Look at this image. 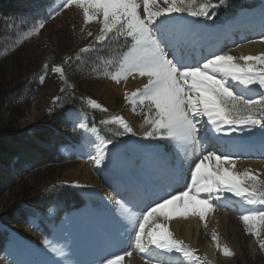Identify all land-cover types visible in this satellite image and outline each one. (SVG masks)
<instances>
[{
  "label": "snow or ice",
  "instance_id": "1",
  "mask_svg": "<svg viewBox=\"0 0 264 264\" xmlns=\"http://www.w3.org/2000/svg\"><path fill=\"white\" fill-rule=\"evenodd\" d=\"M223 4L225 0H63L48 15V19H55L64 10L75 7L81 11L85 25L95 22L101 26L95 34L96 44L103 45L123 37L129 46L109 78L116 83L126 82L129 77L147 78L142 87L125 92V100L133 111L139 107L144 116L147 127L143 137L169 141L178 150L177 154L184 153L177 165V175L190 156L197 157L189 164L191 183L184 190L174 192L169 190L171 185L162 186L156 193L158 198L142 207L131 200L114 202L118 219L131 233L133 243L128 250L113 254L102 264H123L125 257H132L133 252L141 254L144 264H171V257L177 254L194 264H205L197 250L175 237L170 221L195 216L205 221L207 227L208 214L217 208L215 201L232 198H238L243 205L264 206V178L251 168L237 169L241 156L236 152L243 148V144L236 140H218L220 148L208 150L205 147L207 137L201 135L200 126L201 120L206 118L215 133L229 137L243 130L251 132L257 127L264 131V53L233 55L231 51L213 52L194 63L183 54L192 37V29L183 16L214 19L210 10ZM46 23L47 20L41 19L17 43L39 34ZM87 35L92 37L94 33L89 31ZM92 49L90 43L80 51L86 53ZM48 67L47 63L43 65L44 73L39 77L41 83ZM52 71L59 73L67 83L62 66H55ZM253 86L259 90L258 95H253ZM55 99L59 101L60 98ZM87 104L91 109L108 112L90 97ZM69 119L74 130L79 128L91 134L84 138L95 152V155L89 154V158L97 167L103 166L109 159L110 146L115 148L116 142L99 135L100 130L95 124L89 127L79 114L76 119L72 116ZM100 123L122 129L115 132L117 137L137 134L120 115H111ZM75 187L84 186L77 183ZM240 219L246 231L255 235L260 240V248L264 249V207L244 208ZM33 226L38 227L35 223ZM212 239L219 249L221 246L215 232ZM51 251L56 256L64 255L57 246H51ZM222 253L224 256L234 255L226 246Z\"/></svg>",
  "mask_w": 264,
  "mask_h": 264
},
{
  "label": "rangeland",
  "instance_id": "2",
  "mask_svg": "<svg viewBox=\"0 0 264 264\" xmlns=\"http://www.w3.org/2000/svg\"><path fill=\"white\" fill-rule=\"evenodd\" d=\"M62 2L63 0H0V6L3 7V9L0 7V89L12 92V106L1 111L0 121L11 122L13 129L18 131L28 130L32 132L37 127H53L56 131L53 140L69 141V143L61 144L58 147L60 154L58 157H63V159L57 158L59 160L56 163L23 171L15 180V184L0 195V221L4 225H8L5 226L6 228L1 226V229L6 231V239L5 248L0 252V264H40L39 257L31 259L34 251L28 245H22L25 239L51 242L50 247H60L64 253H67V259H72L67 264H76L74 259L76 257L78 259L82 257L84 264L100 263L105 256L99 250V246L92 247L94 254L85 253L86 250L82 251V249V252L76 253L68 250L71 247L68 246L67 248L66 244L64 246V241L60 243L61 239L64 238L68 242L74 241L72 240L73 233L68 229L69 226L71 223L80 226L90 216L86 210L90 206L89 201L82 196L85 204L75 205L73 201H69V191L79 192L75 185L78 183L85 165H91L95 171L93 176L96 180L95 178L100 176L101 170L107 174L117 172L119 168L117 163L122 159L128 162V155H130L129 159L135 155L134 157L140 160L142 159L140 155H143L145 156H142L143 159H147V162L149 159L153 161L150 152L153 147L160 142L164 145L170 144L169 141L143 137V132L147 126L144 125L141 109L138 107L134 112L132 106L125 100V91L118 87V84L130 82V79L126 82L116 83L109 78V74L117 70L123 54L127 51L128 43L121 37L119 40H111L103 45L96 44L95 34H98L101 26L95 22L85 25L81 11L75 7L64 10L55 19H48L49 13L56 10ZM214 2H218V0H214ZM247 10L252 13L251 19L256 20V15L259 12L264 13V0H225V4L210 10V15L214 13V19L190 17L185 14L183 20L193 28L192 31H195L193 37H195L196 46L202 40L208 41L214 38L216 41L219 37L217 34L224 33L227 38L229 37V41H233L232 45L227 41L230 46L225 51H231L234 50V47L237 48L232 21H236L235 18ZM41 19L47 20V23L40 33L30 36L22 43H17ZM89 31L94 33L92 37L87 35ZM254 38L252 41L264 46V42H261L263 36L260 37L259 35ZM90 43L93 44L91 51L86 53L80 51ZM186 51L189 53V62L194 63L193 57L197 52L196 48ZM66 58L70 59L64 63ZM45 63L49 67L44 82L41 83L39 77L44 73L43 65ZM55 66L64 68L67 83L59 73L52 71ZM131 79L133 78L131 77ZM142 79V77L137 76L133 80L141 81ZM62 88L64 91H61ZM127 91L132 92V89ZM56 97L60 98L59 101L55 99ZM89 97L107 108L108 112L104 113L100 110L91 109L87 104ZM143 111L146 113L147 109L145 108ZM77 114L83 116V122L89 127L95 124L96 128L100 130L99 135L111 138L116 142L115 148L110 146L109 159L105 161L103 166L97 167L94 161L89 158V154L95 155V152L90 144L84 142V138L90 137L91 134L85 133L79 128L74 130V124L69 116L76 119ZM111 115L123 116L132 127L135 124L140 125L136 131L137 134L117 137L115 132L117 130L122 131V129H118L116 125H101L100 123L101 120L107 119ZM135 116L137 120L134 119ZM244 131L249 133L248 130H243L237 132L233 138L237 140L240 136L242 137ZM251 131H253L251 135L244 139H256L255 141L264 139V131L258 127ZM133 149L137 151V154H135L136 152L131 154ZM259 160L264 161V158H259ZM171 164L173 165L172 162ZM162 171L164 174L166 172V175L172 176V183L174 185L177 183V187L184 184L177 172H174L173 175L170 173L172 172L170 166L168 168L163 167ZM145 184L141 183L139 188L146 187ZM112 188H107L109 191L106 192L108 199L120 195L119 192L116 194V190ZM137 194H139L138 190ZM26 199L33 201V203H27ZM18 203L30 210L26 215L27 220L25 222L20 221L22 216L13 209L14 205ZM226 203L228 204L229 201ZM92 205L101 215L108 212V207L103 205L99 199L93 200ZM230 206L233 205L222 206L217 204L219 210L232 216L234 228L230 229L227 226V220L224 222L215 221V223L206 222L207 227H205V223L202 224L206 234H204L205 241H211L213 244L212 234L213 232L217 233V231L225 239L227 244L217 249L218 253L211 250L209 258H204L202 248L191 243L187 244L184 237L181 239L191 248L197 250V254L201 256L205 264H217L218 262L223 264H264V249L259 246L260 240L255 235L249 234L244 223L239 220L242 211L240 212V209H233ZM245 207L259 208L264 206L246 205ZM34 223L38 227H34ZM125 230L122 223L117 228L119 231L117 243L120 247L124 246V242L130 238ZM115 245L113 244V247ZM225 246L234 255L224 256L222 249ZM22 247L26 250L21 249ZM109 247L111 248V246H106L107 249ZM213 247L211 246V248ZM135 253L138 254V252ZM84 255L90 258L89 262L84 261ZM138 256L141 257L139 254ZM60 257L54 254L53 259ZM99 258L100 260H97ZM171 264H194V262L186 261L177 254L171 258Z\"/></svg>",
  "mask_w": 264,
  "mask_h": 264
},
{
  "label": "bare ground",
  "instance_id": "3",
  "mask_svg": "<svg viewBox=\"0 0 264 264\" xmlns=\"http://www.w3.org/2000/svg\"><path fill=\"white\" fill-rule=\"evenodd\" d=\"M251 15H252L251 11L248 12L247 10V11L240 13L238 17L235 18L236 21L235 20L232 21L233 29L232 28L231 29L232 30L236 29L237 31H239V33L236 35V38H235V43H236L237 48L234 47V50H231V53L233 55H258L260 53H263L264 51L263 44L252 41L253 39H255L254 37L256 36L260 35V37L261 36L264 37V13L259 12L256 15V20L251 19ZM245 23H248L247 25L248 27H244ZM194 32L195 31H192V37L190 41L187 43V45L185 46V48L183 49V54L186 55L189 59L190 58L189 53H187L186 50L196 48L197 52L195 53L193 57L195 60L194 62L203 59L204 55L206 54L205 53L206 51H207V54H209L208 52L212 51V49L210 48H216L215 52L216 51L223 52L225 51L227 47L230 46V44H227V40L225 39L223 40V43L221 44V41L218 42V39L215 41L213 38V39H210L204 42L205 44L206 42L207 44H211L210 46H204V49H200L199 47H197L199 45L197 46L195 45L196 41H194L195 37H193V35L195 34ZM250 35H252L253 37H249ZM200 43L201 42H199V44ZM169 56L171 57V52H169ZM207 56L208 55H206V57ZM129 79H130V82L127 81V83L118 84V87L124 90L125 92L128 89H132V91H135V89L142 87L147 82L146 77L143 78L141 81L133 80L131 79V77ZM235 87L237 86L235 85ZM253 89H254L253 95H256L258 93V89H255V87H253ZM134 119L137 120L136 116L134 117ZM139 126L140 125L135 124L133 129L137 131ZM200 126H201V133L204 130H206L205 131L206 134L205 135L201 134V135L207 137V140L205 142V147L208 150H213L212 145H211L212 143L210 142H216L218 144V140L219 141L236 140L233 137L237 133H233L231 137L226 136L222 133L220 134L215 133L212 130V126L207 123L206 118L201 120ZM251 132L246 133V131H244L243 135L241 134L243 138L240 136L239 139H237V140L244 142L243 148L240 150H237L236 152V154L241 156L242 158L237 163V169L240 171H243L246 168H251L254 170L255 173L261 174V178H264V161L259 160L258 157H252L253 153L258 152L257 150L258 146H262V147L264 146V140L255 141L256 139L254 140L251 139L252 140L251 141V140L244 139V138H247V136H250ZM190 151L191 150L189 149V152ZM150 152L152 153L151 157L154 159L153 161L149 159V161L147 162L146 161L147 159L146 160L145 158L143 159V157H145L143 155H140V157L142 158L140 160H138L137 157H134L135 155H133L131 159H129L130 155H128V158H127L129 160L128 162L122 159L117 163V165L119 166V168L116 166L118 168L117 172H114V173L110 172L111 174H107L105 172H102L101 170L100 176L96 177L95 178L96 180H94L93 175H95L94 174L95 171L93 170L91 165L84 166V170H82L83 173L81 177H79V180H78V184L83 185L84 187H78V189H79V192L82 193V195L90 203V206L86 208V210L90 213V216L87 218V220H84L80 224V226H76L75 223H71V226H69L70 228L68 229H70V231L73 233L72 240L74 241L68 242L64 238V239H61L62 241H60V243L64 241L65 242L64 246L65 244L67 245V248L68 246H70L72 250L71 249H68V250L76 252V253L86 250L85 253L88 252L90 254H94L92 247L99 246V250L102 251L105 256L104 260L111 258L113 254L123 253L124 251L128 250L132 246V243H133V240L131 238L132 235L130 232L125 230L124 225H123L124 230L125 232L129 234L130 238H128L124 242L125 247L124 246L120 247L119 243H117L118 235H119L118 234L119 231H117V228L118 226H120L121 222L118 219V215L115 210L116 206L114 202L124 199L126 197V198H131L134 203L142 207L143 205L151 202L152 200L157 199L158 197L156 196V193L160 191V188L162 186H167L170 184V183L169 184L165 183V181H167L165 180V177H167L166 176L167 173L166 172L165 174L163 173L162 171L163 167H167V165H170V163L172 162L173 165L172 164H171L172 166L170 165V170L172 171V173L174 172L176 173L177 165L181 157L184 155L182 151H180L179 154H177L178 150L174 147V145L171 142L169 145H164L162 144V142L157 143ZM134 153L137 154V151L136 150L134 151L133 149V152L131 154H134ZM195 158L196 156H190L189 160H187L184 166L180 169L178 177L184 181V184H182V186L180 187H175V189H173L174 192H179L181 190H184L186 186L190 185L191 182H189V180L191 178V169L189 167V164L191 163V161L195 160ZM263 158L264 157H262V159ZM136 175H137V178H135ZM105 180L108 181V184L107 182H104ZM137 181H139V184H137ZM141 183H146L145 185L147 186L143 188L141 187L142 189L138 192L139 194H137V189H139V186H141L140 185ZM109 186L113 187L112 189H115L116 193L119 192L120 195H117L118 197L117 196L112 197V198L109 197L110 199H108L106 192L107 193L109 192L107 190V188H110ZM169 190L171 191L172 188H170ZM152 193L154 194V196ZM225 195L227 196L230 194H225ZM120 196H125V197L120 199ZM97 199L101 200V203L108 207V212H106V214L103 213L104 215H101L99 214V211L95 210L92 207L93 200H97ZM228 201H229L228 204L235 206L234 208H237V210L240 209V212L244 208H251V207H245L246 205H243L242 202L238 200V198H232L231 200H228ZM215 203L223 206L226 203V201H223V200L215 201ZM225 220H227L228 222L227 226H229L230 229L234 228L235 225H233L232 223L233 221L232 216L226 214L225 212H222L221 210L218 209V207L216 208L215 211L210 212L206 218V222H210V223H215V221L224 222ZM204 223L205 221H202L198 217H195V216H191L188 219L178 218V219H174L169 222L170 228L174 232L176 238L181 239L184 237V240L187 242V244L191 243L194 246H198L202 248L204 250V258L207 257L208 259L211 254L210 251L214 250L218 253L217 251L218 248H217V242L212 240L213 241V244H212L211 241H205L206 234L204 233L205 231L202 227V224ZM5 226H8V225L7 224L4 225V228H6ZM13 232L15 231L13 230ZM216 234L218 235L219 245L221 247L223 245H226L227 243L225 239L221 237V234L218 231ZM35 240L37 239H30V240L25 239L22 244V245H28L34 251L32 252V255H31L32 260L34 258L39 257L40 264H67V262L72 260V259L71 260L67 259L68 258L66 256L67 253H64V255L61 256L59 259L58 258L53 259L54 253L51 251V247L49 243L43 242V241H35ZM113 244H116L115 247H113ZM106 246H111V248L109 247V249H107ZM211 246H214V247L211 248ZM21 249L26 250L24 247H22ZM134 253L135 252H133V254ZM138 254L135 253L130 258L125 257L123 264H144V260L140 256H138ZM71 255L73 256V254ZM45 256H48V257H45ZM74 257H75V254H74ZM43 258L44 259L47 258V260H44ZM83 258H84V261H87V262L90 261V258H87L86 255H84ZM74 259H75L76 264H84L82 257L81 259L80 258L78 259L77 257ZM97 260H100V258ZM102 261L98 264H102ZM217 264H223V263L218 262Z\"/></svg>",
  "mask_w": 264,
  "mask_h": 264
},
{
  "label": "trees",
  "instance_id": "4",
  "mask_svg": "<svg viewBox=\"0 0 264 264\" xmlns=\"http://www.w3.org/2000/svg\"><path fill=\"white\" fill-rule=\"evenodd\" d=\"M2 9L3 7L0 6ZM12 92L0 89V113L4 108L12 106ZM56 133L53 127H37L32 132L28 130H15L10 122L0 121V195L15 184V180L29 169H36L56 163L60 154L58 146L67 141L53 140ZM53 138V139H52ZM27 200V199H26ZM69 201L76 205L82 204L83 199L74 191H69ZM27 203L33 201L27 200ZM22 217L20 221L27 220L29 209L19 203L14 205ZM6 231L0 228V252L4 250Z\"/></svg>",
  "mask_w": 264,
  "mask_h": 264
},
{
  "label": "water",
  "instance_id": "5",
  "mask_svg": "<svg viewBox=\"0 0 264 264\" xmlns=\"http://www.w3.org/2000/svg\"><path fill=\"white\" fill-rule=\"evenodd\" d=\"M0 225H1V226H4L3 222L0 221Z\"/></svg>",
  "mask_w": 264,
  "mask_h": 264
}]
</instances>
